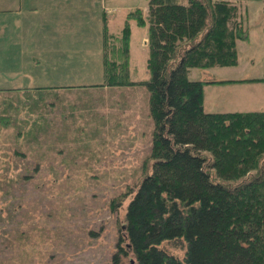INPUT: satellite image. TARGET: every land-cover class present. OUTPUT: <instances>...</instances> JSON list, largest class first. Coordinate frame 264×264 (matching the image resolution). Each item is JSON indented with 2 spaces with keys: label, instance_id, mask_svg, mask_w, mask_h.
<instances>
[{
  "label": "trees",
  "instance_id": "obj_1",
  "mask_svg": "<svg viewBox=\"0 0 264 264\" xmlns=\"http://www.w3.org/2000/svg\"><path fill=\"white\" fill-rule=\"evenodd\" d=\"M235 1L263 0H149L146 15L139 9L126 15L119 35L108 33L104 19L101 83L21 88L68 99L69 92L87 88L146 87L151 173L128 203L113 264L129 255L133 264H264V112L206 113L205 85L242 82L189 79L191 69L237 65L236 41L247 40L248 32ZM131 21L148 27L150 77L143 82L131 80ZM76 100L57 102V111L70 110ZM36 101L27 114L31 123L22 118L17 125H32L35 138H55V123L39 108L42 97ZM97 116L90 110L87 121Z\"/></svg>",
  "mask_w": 264,
  "mask_h": 264
},
{
  "label": "rangeland",
  "instance_id": "obj_2",
  "mask_svg": "<svg viewBox=\"0 0 264 264\" xmlns=\"http://www.w3.org/2000/svg\"><path fill=\"white\" fill-rule=\"evenodd\" d=\"M98 1L96 17L83 12L85 19L80 15L74 18L76 25H93L88 37L95 42L98 29L103 40L104 19L108 33L119 35L126 15L137 9L146 15L149 2L105 0L104 10L103 1ZM239 3L234 2L237 9ZM147 28L130 22L133 82L150 77L146 72ZM5 36V20L0 16V90H15L0 92V264H113L118 242L124 236L128 203L141 179L151 173L153 122L146 87L135 85L114 92L106 87L99 91L87 88L84 93L69 92L68 99L29 95L21 89L25 83L77 86L101 83L102 76H76L83 81L75 84L63 82L65 76H56L57 81L31 76L33 66L14 68L3 55ZM204 72L193 70L189 79L241 77L220 67ZM203 93L206 113L264 112V88L260 85H207ZM41 97L39 108L56 124L52 139L35 138V129L28 125L32 120L27 117L31 99L34 106ZM75 99L76 106L57 111V102ZM90 110L98 116L87 121ZM64 114L67 117L62 119ZM12 117L18 123L14 124ZM22 118L29 120L23 130L17 125ZM62 122L70 126L63 127ZM61 136L64 138L59 139ZM131 259V255L119 256L118 264H130Z\"/></svg>",
  "mask_w": 264,
  "mask_h": 264
},
{
  "label": "crops",
  "instance_id": "obj_3",
  "mask_svg": "<svg viewBox=\"0 0 264 264\" xmlns=\"http://www.w3.org/2000/svg\"><path fill=\"white\" fill-rule=\"evenodd\" d=\"M102 1L105 10V0ZM97 6L98 0H0V16L4 17L6 33L1 47L5 48L3 55L11 60L14 68L33 66L31 76H48V80L57 81L56 76H65L63 82H81L83 80L75 77L103 76V40L99 29L95 42L88 37L93 25H76L74 20L78 15L84 17L83 12L96 17ZM238 13L248 38L236 41L237 66L223 68L241 77L209 78L202 82L236 81L242 83L207 85L223 88L260 85L264 88V82H256L264 79V0L241 2ZM204 76L209 74L204 72Z\"/></svg>",
  "mask_w": 264,
  "mask_h": 264
},
{
  "label": "water",
  "instance_id": "obj_4",
  "mask_svg": "<svg viewBox=\"0 0 264 264\" xmlns=\"http://www.w3.org/2000/svg\"><path fill=\"white\" fill-rule=\"evenodd\" d=\"M130 264H133V260L130 261Z\"/></svg>",
  "mask_w": 264,
  "mask_h": 264
}]
</instances>
